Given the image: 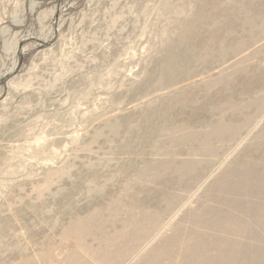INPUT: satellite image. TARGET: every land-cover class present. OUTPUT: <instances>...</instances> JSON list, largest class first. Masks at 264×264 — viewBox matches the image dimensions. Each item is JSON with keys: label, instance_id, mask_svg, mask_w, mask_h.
<instances>
[{"label": "rangeland", "instance_id": "obj_1", "mask_svg": "<svg viewBox=\"0 0 264 264\" xmlns=\"http://www.w3.org/2000/svg\"><path fill=\"white\" fill-rule=\"evenodd\" d=\"M0 264H264V0H0Z\"/></svg>", "mask_w": 264, "mask_h": 264}]
</instances>
